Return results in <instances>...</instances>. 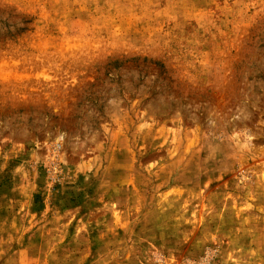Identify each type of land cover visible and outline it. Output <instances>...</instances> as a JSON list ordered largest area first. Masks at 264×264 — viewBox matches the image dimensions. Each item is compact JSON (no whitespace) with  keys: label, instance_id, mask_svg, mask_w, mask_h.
<instances>
[{"label":"rangeland","instance_id":"rangeland-1","mask_svg":"<svg viewBox=\"0 0 264 264\" xmlns=\"http://www.w3.org/2000/svg\"><path fill=\"white\" fill-rule=\"evenodd\" d=\"M0 264H264V0H0Z\"/></svg>","mask_w":264,"mask_h":264}]
</instances>
